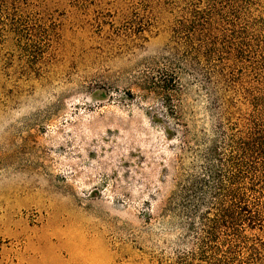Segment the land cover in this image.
<instances>
[{
	"label": "rangeland",
	"instance_id": "1",
	"mask_svg": "<svg viewBox=\"0 0 264 264\" xmlns=\"http://www.w3.org/2000/svg\"><path fill=\"white\" fill-rule=\"evenodd\" d=\"M253 3L264 43V0ZM169 4L0 0V264H155L169 237L148 219L200 165L215 124L188 87L174 100L182 138L145 90L178 48L181 6ZM232 98L220 92L218 107L235 118Z\"/></svg>",
	"mask_w": 264,
	"mask_h": 264
},
{
	"label": "trees",
	"instance_id": "2",
	"mask_svg": "<svg viewBox=\"0 0 264 264\" xmlns=\"http://www.w3.org/2000/svg\"><path fill=\"white\" fill-rule=\"evenodd\" d=\"M253 1L170 0L173 12L181 6L171 28L178 48L153 69L145 90L182 138L188 131L174 100L188 87L204 94L215 124L211 143L193 154L200 165L148 219L169 237L151 256L155 264H264V43L251 35L262 26L252 18ZM224 91L233 93L230 109L234 101L244 107L235 118L219 110Z\"/></svg>",
	"mask_w": 264,
	"mask_h": 264
}]
</instances>
